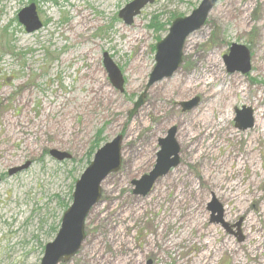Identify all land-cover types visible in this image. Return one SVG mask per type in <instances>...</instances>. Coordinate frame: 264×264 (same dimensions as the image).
Returning <instances> with one entry per match:
<instances>
[{
	"label": "rangeland",
	"instance_id": "rangeland-1",
	"mask_svg": "<svg viewBox=\"0 0 264 264\" xmlns=\"http://www.w3.org/2000/svg\"><path fill=\"white\" fill-rule=\"evenodd\" d=\"M132 1L0 0V264L41 263L76 182L118 136L121 169L102 184L80 252L62 264H264V0H220L186 41L180 69L129 119L157 43L202 2L156 0L128 26L118 14ZM31 4L43 28L28 34L17 16ZM232 44L251 52L246 75L227 69ZM243 107L254 117L245 131L235 127ZM172 128L179 165L135 196L132 182L154 169Z\"/></svg>",
	"mask_w": 264,
	"mask_h": 264
},
{
	"label": "water",
	"instance_id": "water-1",
	"mask_svg": "<svg viewBox=\"0 0 264 264\" xmlns=\"http://www.w3.org/2000/svg\"><path fill=\"white\" fill-rule=\"evenodd\" d=\"M220 0H202L201 4L190 16L176 18L168 31L167 36L156 45L155 67L149 75L147 89L141 94L129 114L132 119L144 105L147 91L164 79H170L183 64V51L189 37L201 30L210 13ZM156 0H134L119 12V18L128 26L134 23L143 9L152 5ZM18 21L26 33L32 34L43 28L37 7L34 4L22 9L18 14ZM224 62L230 73L248 74L251 71V52L243 45L232 44ZM103 64L112 85L121 93L124 90V78L120 69L113 63L108 54L103 55ZM198 99L183 104L184 110L196 107ZM235 127L245 131L254 126L253 110L243 107L236 110ZM176 128L169 130L167 137L160 140L161 151L157 155L154 169L139 180L132 182L135 196L146 197L157 180L167 175L171 169L179 165V147L176 142ZM123 136L116 137L111 143L99 149L90 166L76 182L72 194V205L64 213L60 229L53 242L45 246L40 264H62L69 262L81 250L86 240V221L91 211L102 198V184L112 174L118 173L122 165ZM59 162L70 159V155L57 150L50 152ZM30 164L11 169L9 175L25 170ZM213 213L216 212L212 210ZM219 222H222V210L219 211Z\"/></svg>",
	"mask_w": 264,
	"mask_h": 264
},
{
	"label": "trees",
	"instance_id": "trees-1",
	"mask_svg": "<svg viewBox=\"0 0 264 264\" xmlns=\"http://www.w3.org/2000/svg\"><path fill=\"white\" fill-rule=\"evenodd\" d=\"M31 1L34 2L35 0H31ZM96 146L99 147V142L96 143ZM55 232H56V230H55Z\"/></svg>",
	"mask_w": 264,
	"mask_h": 264
},
{
	"label": "flooded vegetation",
	"instance_id": "flooded-vegetation-1",
	"mask_svg": "<svg viewBox=\"0 0 264 264\" xmlns=\"http://www.w3.org/2000/svg\"><path fill=\"white\" fill-rule=\"evenodd\" d=\"M19 14V13H18ZM119 15V14H118ZM172 24V23H171ZM171 26V25H170ZM170 28V27H169ZM169 31V30H168ZM177 130V129H176ZM179 162H180V149H179Z\"/></svg>",
	"mask_w": 264,
	"mask_h": 264
}]
</instances>
